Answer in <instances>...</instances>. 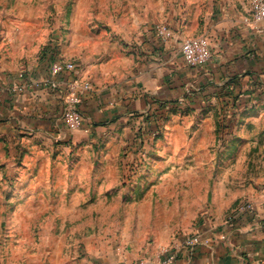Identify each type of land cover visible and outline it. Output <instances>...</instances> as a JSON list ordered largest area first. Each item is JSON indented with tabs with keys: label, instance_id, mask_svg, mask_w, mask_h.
I'll return each mask as SVG.
<instances>
[{
	"label": "rangeland",
	"instance_id": "374dc122",
	"mask_svg": "<svg viewBox=\"0 0 264 264\" xmlns=\"http://www.w3.org/2000/svg\"><path fill=\"white\" fill-rule=\"evenodd\" d=\"M242 2L247 0H0V39L30 36L31 49H38L41 59L61 52L57 42L70 39L76 28L73 20L85 33L89 27L106 42V22L125 19L130 25L152 17L160 39L164 34L159 28L169 30L170 23L179 26L172 33L182 35L183 41L204 36L184 35L188 24L200 29L218 5L236 8ZM248 4L250 8V0ZM34 53L30 59L36 58ZM133 59L137 63L135 55ZM260 75L252 76L245 92L229 89L228 82L210 84L198 77H191L190 87L182 90L179 79L171 87L174 97L156 101L147 112L121 117L126 120L116 128L106 122V142L97 140L93 153L79 157L97 162L105 144L117 146L116 151H106V161L117 164L107 169L106 184L79 186L78 194L74 186L63 184L68 175L63 165L53 163L74 160L71 148L89 139L73 143L70 134L75 130L65 125L63 112L61 119L48 124L1 109L0 264H71L70 260H102L101 253L140 264L147 248L155 246L161 256L167 254L168 239L173 247V241L195 237L199 243L185 247L204 242L197 230L204 220H212L214 209L226 221L251 214L249 201L264 193V74ZM59 129L67 134L57 140L54 133ZM29 163L34 167L29 169ZM38 176L42 184L30 186L27 180ZM53 178L62 183L52 185ZM58 256L66 263L56 260ZM36 257L40 260H31Z\"/></svg>",
	"mask_w": 264,
	"mask_h": 264
},
{
	"label": "crops",
	"instance_id": "0c3cea01",
	"mask_svg": "<svg viewBox=\"0 0 264 264\" xmlns=\"http://www.w3.org/2000/svg\"><path fill=\"white\" fill-rule=\"evenodd\" d=\"M249 12L248 0L236 8H225L220 4L211 15L205 16L200 29L188 24L184 35L201 34L209 42L211 59L202 67H191L184 62L180 52L184 37L172 33L179 26L166 24L170 31L166 27L167 34L160 39L153 30L152 17L147 22L135 20L130 25L125 19L118 23L106 22V42L100 40L102 36L90 32L89 27L85 33L79 22L73 20L72 25L76 24V28L70 39L57 42L61 52L47 53L49 56L41 59L38 49H31L30 36L2 35L0 111L3 109L17 118L21 115L32 122L40 119L53 124L61 119L66 98L72 96L70 85H74L80 97L78 108L83 122L79 130L71 132L70 137L73 143L89 140L71 148L74 160L54 162L53 165H63L68 175L62 182L74 186L75 194L82 185L102 186L109 179L106 176L109 166L117 164L116 161H106V151H116L118 147H106L105 144L100 149L101 159L97 162L83 156L80 158L79 154L93 153V143L97 140L106 142V122L111 124L109 128H116L126 120L121 117H128L139 110L147 112L154 108L156 101L174 97L171 87L179 79L182 90L190 87L191 77H198L210 84L228 82L229 89L245 92L250 89L252 76L264 74V21L253 23ZM33 53L36 58L30 59ZM56 60L72 61L74 71L54 73L51 67ZM83 83H88L90 90L82 89ZM18 87L21 90L16 91ZM126 131L128 129H124ZM63 133L66 136L67 131L59 129L54 137L58 140ZM113 136L120 138L115 133ZM32 167L34 164L29 163L28 168ZM27 181L30 186L42 184L43 178L32 177ZM51 181L52 185L62 183L59 178ZM39 193L38 198H42L44 193ZM249 202L252 213L240 214L231 221H226L220 210H212V220H204L197 230L204 241L198 246L187 248L186 242L173 241L172 244H176L173 247L168 239L164 242L169 246L165 248L169 251L167 254L161 256L155 246L147 248L144 252L147 258L140 264H264V193L253 196ZM49 245V248L54 247V244ZM109 254L113 255L112 252ZM101 255L102 260H70V263H138L125 257L113 259L107 254ZM46 259L55 260V257ZM59 259L66 263L65 257H56Z\"/></svg>",
	"mask_w": 264,
	"mask_h": 264
},
{
	"label": "built area",
	"instance_id": "2783aa9c",
	"mask_svg": "<svg viewBox=\"0 0 264 264\" xmlns=\"http://www.w3.org/2000/svg\"><path fill=\"white\" fill-rule=\"evenodd\" d=\"M250 17L253 23L258 24L264 21V0H250ZM165 28H159L161 34L166 36ZM181 53L185 63L188 66L194 67L207 64L211 59V51L208 39L204 36L188 38L181 42ZM54 73L72 72L75 69V64L72 61L56 60L52 63ZM72 96L68 99V107L63 111V122L71 130L81 128L83 118L77 104L80 102V97L76 92V87L70 85ZM82 89L90 90L88 83L82 84ZM231 219V217L229 218ZM199 243L197 237L186 242L187 245H195ZM172 259V255L169 256Z\"/></svg>",
	"mask_w": 264,
	"mask_h": 264
}]
</instances>
